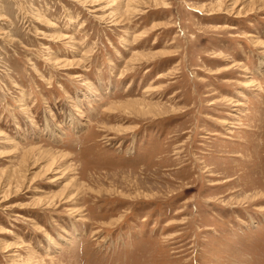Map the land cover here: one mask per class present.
Masks as SVG:
<instances>
[{
    "label": "rangeland",
    "instance_id": "rangeland-1",
    "mask_svg": "<svg viewBox=\"0 0 264 264\" xmlns=\"http://www.w3.org/2000/svg\"><path fill=\"white\" fill-rule=\"evenodd\" d=\"M0 264H264V0H0Z\"/></svg>",
    "mask_w": 264,
    "mask_h": 264
}]
</instances>
